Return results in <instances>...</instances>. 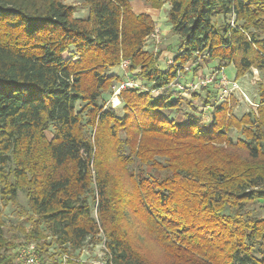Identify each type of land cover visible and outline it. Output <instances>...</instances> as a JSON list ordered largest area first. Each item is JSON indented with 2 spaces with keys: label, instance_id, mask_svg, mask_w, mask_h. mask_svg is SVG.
<instances>
[{
  "label": "trees",
  "instance_id": "16d2710c",
  "mask_svg": "<svg viewBox=\"0 0 264 264\" xmlns=\"http://www.w3.org/2000/svg\"><path fill=\"white\" fill-rule=\"evenodd\" d=\"M143 1L169 6L174 68L142 50L154 22L129 0H83L86 19L61 0H0V264H22L20 247L44 264L51 245L67 256L87 241L103 242L107 264H264L251 209L264 203V80L256 114L239 120L223 105L209 125L165 114L193 59L264 76V0ZM121 60L163 95L125 88L117 115L99 101ZM20 191L28 211L11 231L2 209Z\"/></svg>",
  "mask_w": 264,
  "mask_h": 264
},
{
  "label": "rangeland",
  "instance_id": "374dc122",
  "mask_svg": "<svg viewBox=\"0 0 264 264\" xmlns=\"http://www.w3.org/2000/svg\"><path fill=\"white\" fill-rule=\"evenodd\" d=\"M64 4L75 7V17L77 19H86L88 16V5L83 0H61ZM132 12L135 15H147L154 22L153 32L143 40L142 50L158 58L157 66L161 70L168 67L174 68V55L176 54L177 41L176 37L171 34V28L167 21V12L169 6L166 4L160 10L153 9L148 2L143 0H129ZM166 7V8H165ZM184 67V68H183ZM182 71L177 75L174 84L166 90L173 98L178 99L181 104L179 109L166 111L165 114L169 119L178 123H184L186 116H195L203 122V125H209L212 120V106H226L227 117H233L236 120L241 119L244 115L255 113L259 106V85L263 83L264 76L255 70H251L241 78L235 77V69L230 67L223 69L218 75L217 66L204 58L193 59L192 62L183 64ZM130 62L121 60L119 65L111 69L110 75H115L120 82H113L109 92L102 94L99 104L104 109H109L117 115L123 113V102L119 98L122 90L120 87L123 83H129L132 86L128 89H139L140 91H149L153 98L163 95L161 90H152V84H145L139 78H131L129 74ZM136 73V71L134 72ZM135 75V74H134ZM223 78V86L220 80ZM206 81H209L206 84ZM204 83V84H203ZM226 89V97L220 99V92ZM120 90V91H119ZM83 104L77 105L80 110ZM242 129V128H241ZM88 137L93 141L94 132L86 128ZM232 140L236 141L242 133L235 128L228 130ZM50 137V133L47 132ZM136 164H138L136 162ZM89 195V199H90ZM91 203V200H90ZM92 207L93 217L97 218L95 204ZM251 209L257 217H264V203H259ZM28 211L25 192H18L15 204L8 205L2 209L3 217L8 226L12 229L24 221V215ZM28 229V224H25ZM100 240V238H98ZM34 248V245H30ZM35 250V248H34ZM48 259L43 260L44 264H107L106 251L103 242L94 244L87 241L85 246L71 255H60L55 245L48 248ZM39 260V259H38ZM40 264H42L39 261Z\"/></svg>",
  "mask_w": 264,
  "mask_h": 264
},
{
  "label": "built area",
  "instance_id": "2783aa9c",
  "mask_svg": "<svg viewBox=\"0 0 264 264\" xmlns=\"http://www.w3.org/2000/svg\"><path fill=\"white\" fill-rule=\"evenodd\" d=\"M222 72H223V70H221V72L218 73V75L221 74ZM208 82L209 81H206V84ZM220 82H221V85L223 86V78H222V80H220ZM131 86L132 85L129 83H123L122 86L120 87V89H125V88L131 87ZM227 93H228V91L226 89H223L222 93L220 92V99L228 96ZM17 253H18V258L22 264H40L39 260L37 258L36 252H35L34 248L31 246L20 247L17 250Z\"/></svg>",
  "mask_w": 264,
  "mask_h": 264
},
{
  "label": "crops",
  "instance_id": "0c3cea01",
  "mask_svg": "<svg viewBox=\"0 0 264 264\" xmlns=\"http://www.w3.org/2000/svg\"><path fill=\"white\" fill-rule=\"evenodd\" d=\"M165 8H166V7H165ZM170 28H171V27H170ZM229 68H230V67H228V69H226V71H227V70H230Z\"/></svg>",
  "mask_w": 264,
  "mask_h": 264
}]
</instances>
